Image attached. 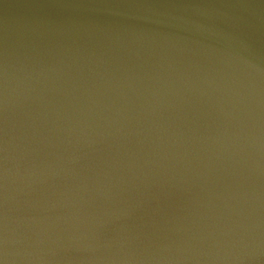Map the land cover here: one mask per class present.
Segmentation results:
<instances>
[{"label":"clouds","instance_id":"9594fccd","mask_svg":"<svg viewBox=\"0 0 264 264\" xmlns=\"http://www.w3.org/2000/svg\"><path fill=\"white\" fill-rule=\"evenodd\" d=\"M225 81L194 138L160 100L10 113L0 101V264H264V78Z\"/></svg>","mask_w":264,"mask_h":264},{"label":"water","instance_id":"95a60500","mask_svg":"<svg viewBox=\"0 0 264 264\" xmlns=\"http://www.w3.org/2000/svg\"><path fill=\"white\" fill-rule=\"evenodd\" d=\"M264 78V0H0L5 73L17 115L100 100H160L202 137L225 121L221 86Z\"/></svg>","mask_w":264,"mask_h":264}]
</instances>
